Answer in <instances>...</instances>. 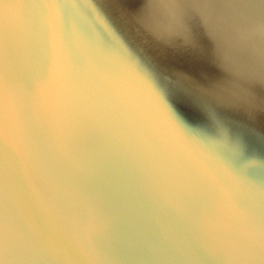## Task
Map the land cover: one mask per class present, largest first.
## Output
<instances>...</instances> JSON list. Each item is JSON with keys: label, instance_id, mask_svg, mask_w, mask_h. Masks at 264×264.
<instances>
[{"label": "water", "instance_id": "obj_1", "mask_svg": "<svg viewBox=\"0 0 264 264\" xmlns=\"http://www.w3.org/2000/svg\"><path fill=\"white\" fill-rule=\"evenodd\" d=\"M142 3L69 5L81 63L57 50L53 70L33 89L42 144L27 131H9L19 157L0 176L5 237L22 247L40 240L64 255V264L73 262L71 248L93 264H180L122 253L162 244L184 250L193 241L212 264H226L261 227L232 196L258 200L253 189L264 187V115L250 118L206 91L219 72L198 22L196 47H163L134 23ZM83 5L101 24L91 15L76 18ZM36 15L26 0H0L6 91L18 105L25 101L21 75L43 71L32 57ZM205 184L226 195L186 198Z\"/></svg>", "mask_w": 264, "mask_h": 264}, {"label": "snow or ice", "instance_id": "obj_2", "mask_svg": "<svg viewBox=\"0 0 264 264\" xmlns=\"http://www.w3.org/2000/svg\"><path fill=\"white\" fill-rule=\"evenodd\" d=\"M26 2L32 5L37 12L33 22L35 42L32 47V57L36 65L43 66V71L38 75H34L31 71L21 75L25 101L18 105L11 92L6 91L5 34L3 20L0 19V176L3 175L5 166L9 170H14L18 164L19 153L14 143L9 139V131L13 126L18 131H27L34 142L43 143L41 130L34 120L33 89L38 81L43 82L53 70L54 53L57 50H63L68 54L73 64L81 63V55L75 46V34L69 21L72 12L69 5L73 0H26ZM90 15L98 24H101L98 15H93L91 8L87 5L81 6L76 12V18L80 19L88 18ZM105 32L108 35L106 30ZM110 43L118 45L116 39L112 37H110ZM7 52L11 59L13 56L11 44H9ZM207 191L214 192L217 199H223L226 195L223 189L205 184L201 190L191 189L185 193V196L189 201H195L203 192ZM253 193L259 197L258 200L254 199L252 194L234 193L232 202L247 210L254 217L260 218L261 227L258 235L241 241L239 257L227 261L226 264H264V187L253 189ZM27 231L29 230L27 229ZM67 251L74 258L72 264H93L89 255L79 248H71ZM122 255L124 258L134 257L152 261L180 262V264H187V262L212 264L213 259L197 241H193L184 250H177L162 244L157 249H137L135 252L122 253ZM65 260L64 255L40 240H32L22 247L15 238H6L2 216H0V264H64Z\"/></svg>", "mask_w": 264, "mask_h": 264}, {"label": "clouds", "instance_id": "obj_3", "mask_svg": "<svg viewBox=\"0 0 264 264\" xmlns=\"http://www.w3.org/2000/svg\"><path fill=\"white\" fill-rule=\"evenodd\" d=\"M193 22L219 72L206 91L250 118L264 115V0H143L134 16L144 35L171 48L197 46Z\"/></svg>", "mask_w": 264, "mask_h": 264}]
</instances>
